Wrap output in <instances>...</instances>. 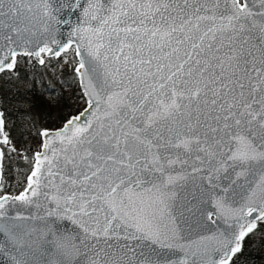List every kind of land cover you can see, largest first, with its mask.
Instances as JSON below:
<instances>
[{
	"label": "snow or ice",
	"instance_id": "snow-or-ice-1",
	"mask_svg": "<svg viewBox=\"0 0 264 264\" xmlns=\"http://www.w3.org/2000/svg\"><path fill=\"white\" fill-rule=\"evenodd\" d=\"M59 2L82 9L74 39L21 52L36 24H60L54 0H0V73L20 54L43 65L74 45L87 105L37 132L27 187L0 193V257L236 264L264 221V0ZM213 202L234 219L207 245L180 244L193 226L212 231Z\"/></svg>",
	"mask_w": 264,
	"mask_h": 264
},
{
	"label": "trees",
	"instance_id": "trees-1",
	"mask_svg": "<svg viewBox=\"0 0 264 264\" xmlns=\"http://www.w3.org/2000/svg\"><path fill=\"white\" fill-rule=\"evenodd\" d=\"M17 56V63L10 71L0 73V111L4 119V130L7 141H19L22 146H25L26 138L23 133L26 131L24 124L25 116H28L32 121L34 131L39 132L43 128L51 127L48 124L51 120L52 113L49 108H46V100L52 96L61 100L62 108L56 113L55 126L58 127L69 114H74L80 110L81 106L75 102L78 97H81L77 86L76 75L73 68L68 70L60 69L57 75V80L46 78L43 73V66L31 60L28 64L23 63ZM49 60H52L49 57ZM42 73L40 79L36 78L38 73ZM58 82V83H57ZM65 88H69L74 95V100L69 101L65 95ZM75 91V92H73ZM34 105L41 117L36 123L33 116L28 114L25 104ZM22 117V118H21ZM1 152L4 153L0 160V184L1 192L8 191L9 188H14V169H19L22 172L23 181L31 167L33 149L28 145V151H24V158L21 160L14 154L13 151H6V144L0 145ZM14 159V160H13ZM15 190L21 189L14 188ZM264 231L263 221L258 222V228L251 234L250 238H246L243 242L241 253L238 258L234 257L236 264H264V240L258 236L254 239L256 232Z\"/></svg>",
	"mask_w": 264,
	"mask_h": 264
},
{
	"label": "water",
	"instance_id": "water-1",
	"mask_svg": "<svg viewBox=\"0 0 264 264\" xmlns=\"http://www.w3.org/2000/svg\"><path fill=\"white\" fill-rule=\"evenodd\" d=\"M73 2H74V0H68L69 5ZM80 2H81V4H83L84 0H80ZM243 2H244V0H241V3H243ZM56 9H59V11H56ZM53 10H54V14L56 16V19L60 21V24L57 26L54 21L51 22L52 30L47 31V32L44 30L43 24H39V23L36 24V26H35L36 35L32 36L26 45L21 46V52H23L24 50L36 47L38 44L41 43V40H43V43H47L50 45H51V41L53 39H55L57 41V43H63V42H67L70 40V38H71L70 33H71L72 28L77 26L79 21L82 19V9L79 7L72 8L70 6L61 7L59 0H54V9ZM71 39H74V38H71ZM3 46L4 45L2 44V42H0V47H3ZM12 46L14 47V45H12ZM51 46L56 47V45H51ZM72 49H73L74 57L77 61L79 59V57L75 56V46L74 45H73ZM5 51H7L6 48H5ZM3 54L4 53L0 52V56H2ZM18 56H25V55L20 54ZM30 57L32 58V60L35 63L40 64L37 57H35L34 55L30 56ZM48 57L49 56L44 55L43 59L48 58ZM74 67H75V65H74ZM75 75H76V80H77V86L79 88V91L82 94V85L80 83L79 76L77 74H75ZM86 106L87 105L84 104L80 108L79 111L82 112ZM0 114H1V111H0ZM76 114H77V112L74 114H71V115L75 116ZM66 119L58 127L43 128L40 131H42L44 129H48V130H52V131H55L57 129H62L64 127V122L66 121ZM4 137H6V134H5V131L3 129V132L0 133V145L4 143ZM42 139H43V137H39V143ZM41 151H42L41 144H39L38 149L35 150L32 154L31 166L34 165V163H35V160L33 158L34 153L41 152ZM0 152H1V149H0ZM49 155H50V153H49ZM0 166H1V164H0ZM29 174H30V172L28 171L26 174V178H27V175H29ZM0 175H1V173H0ZM26 178H25V180H26ZM25 187H27V180H26L24 186L20 190H18L16 193H9V192H4V193L15 196V195H18L21 191H23V189ZM257 191L259 192V189ZM40 202L44 203L42 197L40 198ZM21 207L26 208L27 206L22 205ZM207 207H208L209 211H211L213 213L212 220L206 221L210 225L212 231H204L203 229H200V228L193 226L190 233L187 230H185V233H184L185 236L190 235L191 239L190 240H183L182 239L179 241L180 244H191V243H201L202 242L203 244L207 245L209 243V241L203 239V237L218 235L219 232H222L224 230V228L228 226L226 221L230 223L234 219V217L231 214H229L227 212L222 213V212H220V210L215 209L214 202L208 204ZM58 223H60L63 227H65L69 231L74 227L71 224V222L68 220L58 221ZM176 251H177L179 258H183L184 253L181 252L179 248H177ZM5 261H6L5 257H0V264H5Z\"/></svg>",
	"mask_w": 264,
	"mask_h": 264
},
{
	"label": "rangeland",
	"instance_id": "rangeland-1",
	"mask_svg": "<svg viewBox=\"0 0 264 264\" xmlns=\"http://www.w3.org/2000/svg\"><path fill=\"white\" fill-rule=\"evenodd\" d=\"M52 60H49L48 58H44L45 63L42 65L43 66V73L44 76H46V78H51V79H55L58 81L57 79V75L60 72V69H64V70H68L70 68H73L74 71V65L76 63V59L74 57L73 54V49L70 48L67 53L65 55H63L60 59L59 62L57 61L56 57H51ZM20 61H22L23 63H29L32 58L30 56H23L19 58ZM69 61H71V63H69ZM75 74V73H74ZM42 76V73H38L36 75L37 79H40ZM58 83V82H57ZM75 92V91H73ZM79 93H81L80 91H78ZM65 95L68 96L69 101L72 102L74 100V95L72 93V91H70L69 88H65ZM77 105L79 106H83L85 104L84 99H80V97L77 98L76 102ZM25 107L28 111V114L33 116V119L35 120L36 123L39 122V118L41 117V114L38 113L36 107L34 105H29L28 103L25 104ZM46 108H49L51 110L52 113V117H51V121L48 123L51 125L50 128H54L55 126V118H56V113L61 110L62 108V102L61 100H58L55 97H48V99L46 100ZM22 118V117H21ZM24 118V124L26 126V131L23 133V137L26 138L24 145L22 146L21 143L19 141H10L6 144V151H13L14 154L16 156H18L21 160H23V156H24V151H28V145L30 144V148L33 149V151L37 150L39 147V137L37 136V132L34 131V127L32 126V121L29 119L28 116L23 117ZM3 143V144H4ZM14 160V159H13ZM14 186L16 188H19L21 186V188L24 186L26 180L23 181V177H22V172L19 169H14ZM14 187V188H15ZM1 184H0V191H1ZM13 187L9 188L8 191L5 192H9V193H16L18 190H15ZM20 190V189H19ZM4 193V192H1ZM264 223V221H263ZM258 236H260L263 240H264V231L262 233H258L256 232L254 235V239H256Z\"/></svg>",
	"mask_w": 264,
	"mask_h": 264
},
{
	"label": "flooded vegetation",
	"instance_id": "flooded-vegetation-1",
	"mask_svg": "<svg viewBox=\"0 0 264 264\" xmlns=\"http://www.w3.org/2000/svg\"><path fill=\"white\" fill-rule=\"evenodd\" d=\"M50 128V127H49ZM5 131V130H4Z\"/></svg>",
	"mask_w": 264,
	"mask_h": 264
}]
</instances>
